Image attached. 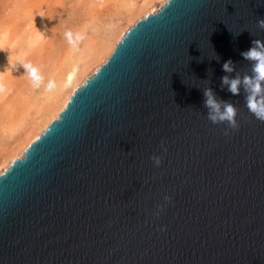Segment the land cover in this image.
<instances>
[{
	"label": "water",
	"instance_id": "water-1",
	"mask_svg": "<svg viewBox=\"0 0 264 264\" xmlns=\"http://www.w3.org/2000/svg\"><path fill=\"white\" fill-rule=\"evenodd\" d=\"M260 19L264 0H165L129 26L0 174V264H264V122L221 82L254 75Z\"/></svg>",
	"mask_w": 264,
	"mask_h": 264
},
{
	"label": "rangeland",
	"instance_id": "rangeland-1",
	"mask_svg": "<svg viewBox=\"0 0 264 264\" xmlns=\"http://www.w3.org/2000/svg\"><path fill=\"white\" fill-rule=\"evenodd\" d=\"M158 2L0 0V32L6 34L3 44L6 51L0 52V68L7 63V50L11 48L14 56L30 61L44 76V84L34 89L18 65V71L0 80L3 88L0 91V165L15 153L18 145L27 141L37 124L47 120L52 109L69 93L70 86L77 79L80 82L83 70L90 75L92 68L107 56L109 46L129 25L128 20L138 16L145 5L156 7ZM41 12L43 17L37 16ZM36 29L43 31L42 41L36 42ZM66 31L84 35L77 49H72L64 38ZM29 38L33 47L28 46ZM48 80L56 82L51 92L44 91Z\"/></svg>",
	"mask_w": 264,
	"mask_h": 264
},
{
	"label": "clouds",
	"instance_id": "clouds-1",
	"mask_svg": "<svg viewBox=\"0 0 264 264\" xmlns=\"http://www.w3.org/2000/svg\"><path fill=\"white\" fill-rule=\"evenodd\" d=\"M44 13L37 14L39 17H43ZM257 27L264 30V19L257 21ZM36 42L42 41L43 31L36 29ZM6 34L0 32V52L6 51L3 47ZM64 38L68 41V44L72 46V49H77V45L84 39L82 33H73L72 31H66ZM29 47H33L31 38H29ZM8 55L6 57L7 63L0 68V80L6 74H11L19 70L18 65L24 69V76L30 81L31 86L34 89H39L44 84V76L38 67L34 66L30 61L21 59L20 55H13L12 49L7 50ZM26 55V53H24ZM240 55L248 61H253L252 72L253 76H244L243 80L239 77L235 79H229L228 76L221 77L222 90L223 86H228V91L232 94H239L240 85L243 84L245 96V105L250 114L260 122H264V41L254 39L252 46L247 51L241 52ZM232 61L228 60L224 62L222 69L225 72H232ZM56 88V82L54 80H48L44 86L45 92H51ZM0 91H3L2 85H0ZM206 97L205 106L209 109L208 119L213 124H227V127L232 130H238L239 124L237 122L238 110L230 102L218 103L215 99L211 89L204 92ZM157 167L161 164L159 157L152 158ZM165 199H168L165 197Z\"/></svg>",
	"mask_w": 264,
	"mask_h": 264
},
{
	"label": "bare ground",
	"instance_id": "bare-ground-1",
	"mask_svg": "<svg viewBox=\"0 0 264 264\" xmlns=\"http://www.w3.org/2000/svg\"><path fill=\"white\" fill-rule=\"evenodd\" d=\"M164 1L165 0H159V6H152V5H150V4H148V7H147V5H145L144 7H143V9L141 10V12L138 14V16H136V17H133V19H131V20H128L129 22V25L126 27V28H124L121 32H120V34L116 37V39H115V41H114V43L111 45V46H109V52H108V54H107V56L106 57H104V59L103 60H101V62L100 63H98V65H100L101 63H103L104 61H105V59L108 57V55L111 53V51H112V49H113V47H114V45H115V43L119 40V38L121 37V35L124 33V31L129 27V26H131L137 19H139V18H141V17H144L145 15H147V14H149V13H153L154 11H156L159 7H160V5L162 4V3H164ZM150 5V6H149ZM102 59V58H101ZM98 65H95L94 66V68H92V72L90 73V75L93 73V71L98 67ZM75 75V74H74ZM89 76V74H87L86 73V70L84 71L83 70V73L81 74V80H80V82H79V79H75L76 80V82L72 85V86H70L71 87V89H70V91H69V93H67L65 96H64V98H63V100L61 101V103L58 105V106H53L54 108L52 109V112L47 116V120H45V121H43V122H41L40 124H37L36 125V127H35V129H34V131L31 133V134H29V136H27L28 138L26 139L27 141H25L24 143L22 142V144H20V146L18 145L17 146V149L15 150V153L12 155V156H10L2 165H0V166H2V168H1V170H0V174L2 173V171L3 170H5L7 167H8V165H9V163L13 160V159H16V158H19V157H21L22 156V153H23V151H24V149H26V147H27V145L30 143V142H32L41 132H42V130L53 120V119H55L56 117H57V114L61 111V109L64 107V105L66 104V102H67V100H68V97L72 94V92L78 87V86H80L82 83H83V81L87 78ZM73 79V78H72ZM71 79V80H72ZM61 100V99H60Z\"/></svg>",
	"mask_w": 264,
	"mask_h": 264
}]
</instances>
